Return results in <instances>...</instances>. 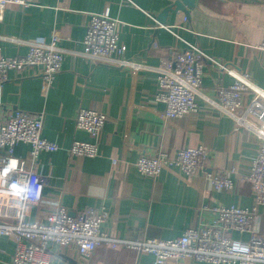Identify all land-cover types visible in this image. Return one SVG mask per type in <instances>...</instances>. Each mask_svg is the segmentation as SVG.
<instances>
[{
	"label": "crops",
	"instance_id": "obj_1",
	"mask_svg": "<svg viewBox=\"0 0 264 264\" xmlns=\"http://www.w3.org/2000/svg\"><path fill=\"white\" fill-rule=\"evenodd\" d=\"M176 0H28V6L10 4L0 12V55L25 56L29 43L38 39L57 45L64 55L63 68L49 87L41 68L22 75L10 73L0 88V120L20 111L43 114V137L58 144L56 152H42L30 159L31 146L19 144L15 156L28 160L48 178L44 202L33 207L30 218L44 221L56 206L72 215L88 208L104 209L109 218L102 230L128 241L172 240L188 228H202L218 220L214 207L236 206L250 210L255 203L248 180L250 161L259 150L256 134L237 125L234 118L216 110L220 85L234 77L206 61L197 103L199 112L182 118L163 119L164 105L155 102L157 69L161 62L195 46L235 74H249L264 89V0H197L190 10L170 14L166 24L161 12ZM92 14H102L120 23V43L126 58L142 65L136 73L98 63L84 55V38ZM252 93L244 101L248 103ZM80 109L107 116L100 136L76 127ZM256 126L260 122L248 119ZM75 141L97 142L95 158L74 157L69 148ZM204 146L210 151L209 167L215 175L232 179V190H217L206 171L186 178L177 170H164L158 177L144 176L136 168L142 151L162 149L169 156L183 148ZM113 160L117 163L114 165ZM254 229L264 235V205ZM247 240L250 235L230 232ZM17 240L0 242V264H11ZM51 264H158L151 254L102 243L87 258L76 246L50 248ZM166 264H202L186 259ZM257 264H264L263 262Z\"/></svg>",
	"mask_w": 264,
	"mask_h": 264
},
{
	"label": "built area",
	"instance_id": "obj_2",
	"mask_svg": "<svg viewBox=\"0 0 264 264\" xmlns=\"http://www.w3.org/2000/svg\"><path fill=\"white\" fill-rule=\"evenodd\" d=\"M136 6L135 0H122ZM28 6V0H0V12L6 6ZM84 55L91 60L136 73L142 65L126 58L127 47L120 43V23L102 14H92L84 38ZM264 53V40L259 46ZM64 55L57 38L50 42L35 40L29 43L25 56L0 55V88L10 80V73L22 75L41 68V77L49 87L62 71ZM210 61L234 77L229 86L220 85L217 100L211 106L235 119L240 127L254 132L260 141L256 156L250 161L248 180L252 185L254 206L248 210L236 206L214 207L218 220L202 228H188L172 240L146 239L128 241L107 235L103 224L109 214L104 209L88 208L75 215L62 206L48 213L44 221L30 218L31 210L44 202L43 190L48 178L31 167L28 160L15 156L16 147L31 146L30 159L42 152H56L58 144L43 137V114L16 112L8 120H0V242L4 237L17 240L11 264H51V246L64 249L76 246L81 258L90 257L98 246L107 243L112 248H128L140 254H151L158 264L191 259L202 264L264 263V235L254 229L258 209L264 205V89L257 87L249 74H235L195 46L161 62L157 69L158 91L155 102L164 105L163 119L182 118L199 112L197 99L201 96L205 63ZM252 93L248 103L244 98ZM255 117L260 125L248 119ZM107 116L95 110L80 109L76 127L97 140ZM74 157L95 158L99 155L97 142L75 141L69 148ZM210 151L204 146L188 147L169 156L162 149L142 151L136 162L140 174L158 177L164 170H177L191 178L209 167ZM13 161L15 162L13 165ZM117 163L113 160V164ZM206 178L217 190H232L234 183L227 176L206 171ZM249 234L247 240L230 237V232Z\"/></svg>",
	"mask_w": 264,
	"mask_h": 264
},
{
	"label": "water",
	"instance_id": "obj_3",
	"mask_svg": "<svg viewBox=\"0 0 264 264\" xmlns=\"http://www.w3.org/2000/svg\"><path fill=\"white\" fill-rule=\"evenodd\" d=\"M197 0H176L173 4L166 7L158 16V21L166 24L167 18L170 14H177L182 12L187 18H190V10L195 8Z\"/></svg>",
	"mask_w": 264,
	"mask_h": 264
},
{
	"label": "clouds",
	"instance_id": "obj_4",
	"mask_svg": "<svg viewBox=\"0 0 264 264\" xmlns=\"http://www.w3.org/2000/svg\"><path fill=\"white\" fill-rule=\"evenodd\" d=\"M14 163H15V162L13 161V165H14Z\"/></svg>",
	"mask_w": 264,
	"mask_h": 264
}]
</instances>
